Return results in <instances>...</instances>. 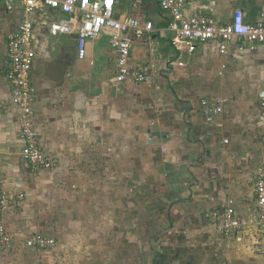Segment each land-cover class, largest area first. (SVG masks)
Instances as JSON below:
<instances>
[{
    "label": "crops",
    "instance_id": "0c3cea01",
    "mask_svg": "<svg viewBox=\"0 0 264 264\" xmlns=\"http://www.w3.org/2000/svg\"><path fill=\"white\" fill-rule=\"evenodd\" d=\"M237 9L254 23L264 0H191L185 14L229 22ZM24 11L0 4V195L10 198L0 203V224L12 234L8 248L0 244V264H264L263 231L221 235L207 216L231 202L242 216L255 209L264 43L235 41L222 53L210 41L189 51L173 42L158 0H116L117 15L154 25L131 50L146 80L118 82L109 32L88 39L80 58L79 17L33 11L34 119L53 162L34 170L22 157L8 79V37ZM66 21L69 30L52 32ZM205 98L226 100L213 122L202 112ZM39 232L58 245L28 247Z\"/></svg>",
    "mask_w": 264,
    "mask_h": 264
},
{
    "label": "built area",
    "instance_id": "2783aa9c",
    "mask_svg": "<svg viewBox=\"0 0 264 264\" xmlns=\"http://www.w3.org/2000/svg\"><path fill=\"white\" fill-rule=\"evenodd\" d=\"M163 11L169 15L168 27L174 32L173 42L183 44L194 51L198 44L216 42L222 53H226L235 41L246 42L254 48L264 43V13L254 23L247 22L244 12L237 9L229 22H220L207 14H185V8L191 0H158ZM21 3L24 16L18 29L8 37L7 58L9 63L8 79L12 93V103L19 118V128L24 140L22 157L34 169L52 168L53 162L44 151L40 143L37 130L33 98L35 87L32 84L31 73L37 56L34 38V23L30 15L41 8L58 9L80 20L77 38L78 55H86L88 39L98 37L107 31L111 36V45L116 52V81H132L140 84L147 78V70L138 66L131 58L133 44L138 40H145L153 31L154 25L150 21H143L137 17L119 16L116 14V0H0V4L8 11ZM66 21L52 25V32L69 30ZM226 100L220 99L212 104L209 99L202 101V112L207 121L213 122L223 113ZM264 110V99L261 101ZM256 205L248 215H239L232 204L223 209H213L207 216L212 219L216 230L221 235L230 236L241 233L249 227L256 226L264 232V175L255 179ZM24 197L23 193L19 194ZM1 205L8 206L10 198L6 194L0 195ZM12 242V234L0 224V244L8 248ZM58 245L55 237L45 233H36L27 239L28 247L51 249Z\"/></svg>",
    "mask_w": 264,
    "mask_h": 264
},
{
    "label": "water",
    "instance_id": "95a60500",
    "mask_svg": "<svg viewBox=\"0 0 264 264\" xmlns=\"http://www.w3.org/2000/svg\"><path fill=\"white\" fill-rule=\"evenodd\" d=\"M77 37H78V35H77Z\"/></svg>",
    "mask_w": 264,
    "mask_h": 264
}]
</instances>
